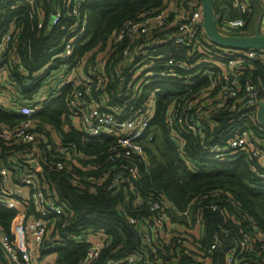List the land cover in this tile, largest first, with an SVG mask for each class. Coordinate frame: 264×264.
I'll use <instances>...</instances> for the list:
<instances>
[{
	"label": "built area",
	"instance_id": "2783aa9c",
	"mask_svg": "<svg viewBox=\"0 0 264 264\" xmlns=\"http://www.w3.org/2000/svg\"><path fill=\"white\" fill-rule=\"evenodd\" d=\"M258 1L260 11H264V0ZM252 3L253 0H232L227 12H221L224 8L219 6L214 13L219 33L232 36L229 33L246 28L248 15L253 13ZM80 5V0L63 1L66 16L73 19L71 31L61 39L62 51L56 56L63 62L53 70L46 66L33 73L35 79L41 78L44 72L46 74L36 89L39 95L28 99V103L22 102L19 90L8 79L10 67L7 69L6 61L17 59L11 46L12 26L0 38V110L22 119L13 126L0 124V207L14 213L9 233L0 231V264H43L36 261L40 259L37 254L59 245L57 225L64 229L70 219L62 218L67 210L55 197L51 175L67 169L75 173L71 179L73 186L78 184L92 191L128 187L133 200L126 198V201L131 203L133 210L155 213L153 224L129 217L131 224H137L135 230L143 243L149 244L152 237L158 241L166 237V232L160 229L167 221L166 208H171V203L164 196H147L135 190L129 176H134L135 169L129 168L131 174L123 171L129 159L144 158L142 141L151 140L147 127L154 115L156 94L163 90V84L178 86L182 92L175 98L166 119L178 146L181 132H190L202 140L201 118L206 117L213 126V118L221 113L228 124L242 123L245 126L235 130L234 135L231 134L233 137L226 142L206 148L210 159L221 162L233 154L249 153L264 166V142L255 137L249 124L254 123L264 136V126L256 119L259 105L264 101V83L259 77L260 69L264 73V49L216 45L203 30L201 3L166 0L162 7L145 11L143 19L129 20L113 31L104 48L96 54L95 61L105 72L104 60L117 52L118 65L114 72L106 74L111 81L114 73L121 76V70L128 69L130 81L126 86L123 80L120 81L119 87L124 89L123 94L132 97L134 105H129V111L123 112L116 101L105 103L93 95L103 89V77L85 76L78 69L80 62L71 66L66 60L86 27V17L80 16ZM230 11L241 17H230ZM62 17V11L55 9L51 25H57ZM260 22L253 23L251 29L254 32L258 25L259 34L264 36L259 30ZM18 71L25 75L24 69ZM92 73L97 71L94 69ZM44 84L50 85V89L44 93L38 91ZM66 88L70 91L65 97V106L76 120L77 127H74L80 134L81 146L85 147L92 140H114L102 161L99 155L79 151L76 143L64 142L63 137L38 117ZM116 89L120 95V89ZM144 91L150 92L147 100L141 99ZM104 97H108L106 93ZM69 133L70 130L66 132ZM262 143L263 149H259ZM30 160H36L35 169L26 165ZM90 170L93 174L88 173ZM258 177L264 180V168ZM193 203L189 204L184 215L188 214ZM206 208L214 211L216 207L207 204ZM196 220L194 213L193 223L188 222L183 235H175L179 245L176 255L194 258L198 264H213L214 254L221 248L222 264H264V232L254 222H243L241 236L233 243L219 242L215 236L207 247H203L198 241L202 236L201 228L194 226ZM94 234V239L90 234H80L79 240L90 245L80 264L93 263L102 249L111 247L110 238L102 232ZM225 244L227 248L224 250ZM138 260L140 256L133 253L120 264H134Z\"/></svg>",
	"mask_w": 264,
	"mask_h": 264
},
{
	"label": "trees",
	"instance_id": "16d2710c",
	"mask_svg": "<svg viewBox=\"0 0 264 264\" xmlns=\"http://www.w3.org/2000/svg\"><path fill=\"white\" fill-rule=\"evenodd\" d=\"M31 1L29 3L27 0H0V38L12 26L11 46L18 59L6 61L7 69L10 67L8 79L24 99L31 98L45 77L46 73L43 71L41 78H33L35 71H40L46 66H49L48 70H53L63 62L62 58L56 56L63 48L61 39L67 36L66 33L71 31L73 25V19L66 16L67 9L62 6L64 0ZM165 1L80 0L79 12L80 16L86 17V27L83 35L74 42L71 54L66 60L71 66L80 62L78 69L85 76H92L93 79L103 77V89L93 92L95 97L102 98L105 103L108 100L113 103L116 101L115 104L119 105L123 112L129 111L128 106L133 104L132 97L123 94L124 89L119 87L122 80L124 86L129 83L131 76L128 69L121 70V76L114 73L111 81L106 74L114 72L115 66L118 65L117 52L104 60L105 72L99 69L95 57L97 52L104 48L113 31L129 20L143 19L145 11L160 8ZM196 2L200 4L201 0ZM231 2L232 0H213L214 13L220 5L224 8L221 12H227V8H231ZM258 4V0H253V13L248 15L246 28L229 35L252 34L253 17L256 9L260 10ZM55 9H60L63 17L57 25H51ZM229 15L232 18L241 17L235 11H230ZM19 68L24 69L25 75L18 71ZM94 69L97 71L95 74L92 73ZM259 77L264 83L262 69L259 70ZM27 80L31 82L27 84ZM162 87L163 90L156 94L154 115L147 127L151 140L142 141L144 158L129 159L123 169L129 174V168L135 169L134 176L129 175L135 190L147 196H164L171 203V208H166L167 221L171 224L183 227L188 225L189 221L193 223L195 213L202 231L198 241L203 247H207L215 236L222 243L237 241L243 229L242 223L246 221L254 222L264 232V180L258 177L259 173L263 172L262 163L249 153L233 154L228 160L216 162L210 159V155L205 151L214 144L226 142L233 137L235 130L245 124H228L221 117L222 114L218 113L213 118V126H210L209 120L202 117L200 129L203 139L200 140L197 135L185 131L178 136L179 146H175L172 142L174 133L166 125V119L175 98L180 97L182 92L178 86L163 84ZM116 88L120 89V95H117ZM69 91V88H66L61 95L53 98L38 117L59 133L64 142L72 141L76 143L79 151L87 155H99V160L102 161L114 140H92L84 147L81 146L80 134L75 127L69 134L59 129L61 115L68 113L65 97ZM105 93L108 97H104ZM149 94V91L142 92L141 99L147 100ZM68 114L71 115V112ZM21 120L17 115H9L0 110V124L13 126ZM249 124L255 137L264 142V136L257 126L251 122ZM9 149L11 150V147ZM259 149H263V143L259 145ZM88 173L93 174L91 170ZM74 176L75 173L71 169L51 175L55 197L67 210L62 218H68L70 221L64 229L57 225L56 237L59 238V245L42 251L43 257L53 253L56 255V264H80L90 247L79 240L80 234H90L94 239V233L102 232L106 238L111 239V247L102 249L99 257L91 264H120L125 257L133 253L140 256V260L134 264H198L194 258L176 255L179 250L175 236L177 231L172 232L170 237L163 236L159 241L152 237L149 244H144L140 236L138 241H135L134 235L126 225L133 229H138V226L131 224L129 217H137L138 221H149L153 224L155 213H138L136 209L133 210L131 203L126 201V198L131 202L133 200L128 194V187L121 186L112 191H92L78 184L73 186L71 179ZM191 202H194L193 205L188 209V214L184 215ZM207 204L214 205L215 210L207 209ZM13 216V212L0 207V231L9 233ZM166 222L160 229L163 233L166 230ZM222 260L223 251L218 248L212 263L222 264Z\"/></svg>",
	"mask_w": 264,
	"mask_h": 264
},
{
	"label": "water",
	"instance_id": "95a60500",
	"mask_svg": "<svg viewBox=\"0 0 264 264\" xmlns=\"http://www.w3.org/2000/svg\"><path fill=\"white\" fill-rule=\"evenodd\" d=\"M201 11H202V27L207 38L214 44L235 49H264V36L259 34L258 25H256L252 35L236 37V36H224L219 33L215 24L213 0H201ZM31 81L27 80L29 84ZM257 121L264 126V101L260 103L259 110L257 113ZM175 146H178V142L172 139ZM31 169H35L37 164L36 160H30L26 162ZM135 237V241H138V232L126 225ZM227 245L225 244L223 249L225 250Z\"/></svg>",
	"mask_w": 264,
	"mask_h": 264
},
{
	"label": "crops",
	"instance_id": "0c3cea01",
	"mask_svg": "<svg viewBox=\"0 0 264 264\" xmlns=\"http://www.w3.org/2000/svg\"><path fill=\"white\" fill-rule=\"evenodd\" d=\"M220 6L223 7V5H220ZM32 95H31V97H37L39 95V93L38 92H34V93H32ZM22 102L28 103V102H30V100L24 99L22 97ZM60 121H61V125H60V128L59 129H61L63 133H66L68 130H72V128L74 126L77 127L76 120L73 117H71V115H69L68 113L67 114L66 113L62 114L61 117H60ZM59 139H61V137ZM198 224H199V219L196 220V223L194 224V226L196 227V229H200V226H198ZM188 226L189 225L180 227L178 225L171 224L170 221L168 220L166 222V230H165L166 236L167 237H170L171 236V233L174 232V231H177L178 232V233H176L177 235H182L181 233H183L184 231H186L188 229ZM179 232H181V233H179ZM45 246L48 247V243H45ZM37 255H39V257H40V259L36 260L38 263H42L43 262V264H56V255L53 254V253L48 254V255H46L44 257L42 256L43 254L40 253V252Z\"/></svg>",
	"mask_w": 264,
	"mask_h": 264
},
{
	"label": "rangeland",
	"instance_id": "374dc122",
	"mask_svg": "<svg viewBox=\"0 0 264 264\" xmlns=\"http://www.w3.org/2000/svg\"><path fill=\"white\" fill-rule=\"evenodd\" d=\"M257 21H261L260 26H259V30L261 33H264V11H260V10L256 9L255 17H253V23H256ZM52 74H55V72H52ZM49 89H50V85L44 84L41 86V88L38 91H42L44 93L45 91H48ZM6 95H7V97L9 96L8 94H6ZM43 100H44V98H43Z\"/></svg>",
	"mask_w": 264,
	"mask_h": 264
}]
</instances>
